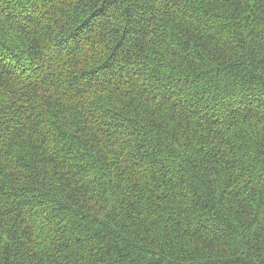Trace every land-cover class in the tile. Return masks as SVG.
Returning a JSON list of instances; mask_svg holds the SVG:
<instances>
[{"label": "trees", "instance_id": "obj_1", "mask_svg": "<svg viewBox=\"0 0 264 264\" xmlns=\"http://www.w3.org/2000/svg\"><path fill=\"white\" fill-rule=\"evenodd\" d=\"M0 264H264V0H0Z\"/></svg>", "mask_w": 264, "mask_h": 264}]
</instances>
